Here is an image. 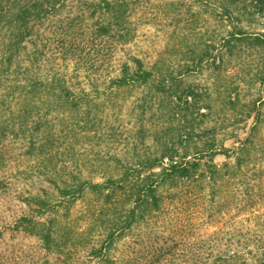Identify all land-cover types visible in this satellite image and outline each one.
<instances>
[{"label":"trees","instance_id":"16d2710c","mask_svg":"<svg viewBox=\"0 0 264 264\" xmlns=\"http://www.w3.org/2000/svg\"><path fill=\"white\" fill-rule=\"evenodd\" d=\"M0 90V172L15 142L48 185L0 239L61 264H264V0H0Z\"/></svg>","mask_w":264,"mask_h":264},{"label":"rangeland","instance_id":"374dc122","mask_svg":"<svg viewBox=\"0 0 264 264\" xmlns=\"http://www.w3.org/2000/svg\"><path fill=\"white\" fill-rule=\"evenodd\" d=\"M158 30L157 26L151 24L142 26L137 41L130 45V52L146 60L150 59L154 51L162 45L163 31ZM207 75L203 72L187 80L201 86L209 83L206 81ZM16 146L15 142L8 143L7 151L11 155V160L7 169L0 172V227L4 223L11 224L19 216L28 213V208L20 200L21 196L37 193L41 187L48 188V185L39 178L24 181L18 175L17 170L24 167L19 164L25 162V159L18 156ZM207 229L211 231L213 228ZM45 259L49 264H61L55 257L46 255L37 239L33 237L5 231V235L0 239V264H42Z\"/></svg>","mask_w":264,"mask_h":264}]
</instances>
